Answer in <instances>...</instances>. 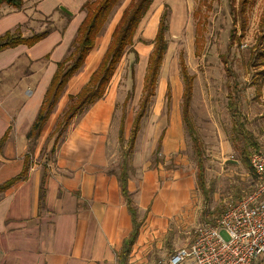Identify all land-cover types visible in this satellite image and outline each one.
Listing matches in <instances>:
<instances>
[{
	"label": "rangeland",
	"instance_id": "rangeland-1",
	"mask_svg": "<svg viewBox=\"0 0 264 264\" xmlns=\"http://www.w3.org/2000/svg\"><path fill=\"white\" fill-rule=\"evenodd\" d=\"M129 2L130 0H123L116 8L104 33L97 39L96 48L86 67L70 81L64 97L45 125L39 137V142L45 138L41 159H44L46 154L53 155L49 153L48 144L54 142L57 137V133L54 135L51 133L67 109L68 94L77 93L89 79L102 57L115 24ZM239 2L240 0L234 1L236 9ZM153 3L137 31L132 47L125 53L117 68L105 101L93 110V116H96L99 110L109 111L113 107L112 119L111 121L106 119V122L116 125L114 126L116 136L109 133L107 139L108 142H119L114 148L112 164V170L119 171L121 156L129 148L128 139L133 119L142 100V76L146 71V60L153 47L159 19L165 9L164 4L169 3L171 14L168 20L169 30L166 33L168 49L160 69L156 95L142 119L136 140L139 144L135 145L137 150L136 147L133 148L128 160L130 173L140 181L145 170L155 169L163 155L155 149L151 153L153 143L158 142L162 133L168 130L171 124L172 131L180 129L184 143L172 157L164 158V163L159 164L161 177L159 187L163 191L169 190L166 199L170 197L172 191L174 194L167 203L165 202L166 205L164 204L159 215L147 220L143 227L141 242L133 256L144 252V262L141 264H163L165 258L176 248L187 245L194 239L195 231L200 225L214 224L229 206L249 193L256 184L255 173L245 164L238 143L233 142L230 103L236 102L242 115L241 119L245 120L246 127L254 133L259 143L258 148L264 146V84L258 93L257 85L254 83V69L249 64L250 52L260 33L259 24L264 12V0H256L254 5L247 8L246 20L243 21V18L239 17L236 27L231 11L233 3L230 4V0H154ZM8 6L10 7L3 4L0 11ZM199 19L204 24V31L201 55L197 56L195 38ZM30 25L36 29L40 28L41 31L54 29V21L48 16L40 17ZM233 27L236 40L229 48ZM68 51L69 48L66 54ZM181 56L184 57L189 72L195 75L191 117L205 152V156L203 155L205 189L198 186L197 161L192 140L182 121L180 126L178 117V110L181 117L184 82L180 65ZM49 61V58L43 57L42 61L35 65L34 68L39 72L38 79L29 83L22 82L19 89H11L13 92H7L8 98L2 99L13 117L24 103H27L28 97L36 87L47 84ZM29 68L30 66L25 68L26 75ZM15 69L11 67L0 73V80L8 73H16ZM8 85L7 88H14L17 84ZM168 85L171 86L172 93L169 103ZM22 90L25 97L21 94ZM82 116L84 114L76 117L71 125L76 124ZM121 123L125 129L123 140L119 139L118 133ZM69 128L67 127L60 135L58 142L69 136ZM224 237L227 236L224 234ZM146 245L147 249L143 250Z\"/></svg>",
	"mask_w": 264,
	"mask_h": 264
},
{
	"label": "crops",
	"instance_id": "crops-1",
	"mask_svg": "<svg viewBox=\"0 0 264 264\" xmlns=\"http://www.w3.org/2000/svg\"><path fill=\"white\" fill-rule=\"evenodd\" d=\"M86 1L24 0L21 9L10 5L0 11V36L18 27L24 36H30L41 31L40 28H33L30 23L43 16H48L54 21L51 33L35 45L29 47L20 44L0 51V73L11 67L16 68V73H8L0 80V139L9 131L7 141L0 152V184L18 175L24 166L25 155L30 147L27 134L38 115L46 90L57 69V63L68 55L66 52L68 48L70 49L78 27L85 17L82 6ZM61 5L72 11L73 15L68 17V14L60 9ZM79 11L81 12L78 13ZM95 48L96 46L79 73L86 67ZM43 57L50 59L47 84L36 87L28 97L27 103H24L13 117L2 99L8 98L7 92L12 93L11 89H19L22 82L29 83L39 78V72L34 67ZM146 64L148 65V59ZM28 66L30 68L26 75L25 68ZM145 74L146 71L142 76L143 87ZM11 83L17 85L14 88H7ZM21 94L25 97L23 90ZM106 95L107 92L83 113L84 116L76 124L68 126L72 127L68 130L69 136L55 144L53 155L46 154L44 159H41L45 138L40 142L38 138L37 144L33 146L27 178L0 193V264H117V252L121 249L124 238L130 234L133 222L119 178L124 152L119 171L112 170L114 148L119 142H108L109 133L116 136L114 132L116 125H111L106 119L111 121L113 107L109 111L101 109L93 116V110L105 101ZM178 117L180 126L181 121L184 125L182 107L181 117L179 110ZM120 127L121 124L119 139ZM171 129L172 124L163 133L158 151L163 155V159L158 162L155 169L145 170L140 181L130 173L128 162V190L133 204L138 209V218H142L147 212L130 255L129 264L144 262V252H139L133 257L137 252V245L141 242L143 227L147 220L159 215L165 202L167 203L174 194L172 191L170 197L166 199L169 190L163 191L159 187L161 179L159 164L164 163V158L172 157L184 143L180 129L177 131ZM158 143L159 140L153 143L151 153L154 149L157 152ZM138 144L139 142H135L136 146ZM48 146L49 153H52L54 142ZM42 183L45 188L43 205L40 202ZM144 249H147V245Z\"/></svg>",
	"mask_w": 264,
	"mask_h": 264
},
{
	"label": "trees",
	"instance_id": "trees-1",
	"mask_svg": "<svg viewBox=\"0 0 264 264\" xmlns=\"http://www.w3.org/2000/svg\"><path fill=\"white\" fill-rule=\"evenodd\" d=\"M123 0H87L83 6L82 11L85 12V17L78 27L77 34L73 39L68 55L57 63V69L52 76L50 84L44 95V99L40 106L38 115L31 126L27 136L30 140V147L25 155L24 166L21 172L4 181L0 184V193L6 191L16 183L25 180L28 176V172L31 167L33 146L37 144L38 138L42 134V131L49 121L51 115L54 113L60 99L65 94L70 79L78 74L85 65L86 59L90 52L96 46V41L100 37L107 24L115 12L116 8L122 4ZM235 0H230L232 16L234 19V27L237 25V19L243 18L246 20L245 13L247 8L254 5L256 0H240L239 7L236 9L234 6ZM154 0H130L129 4L123 9V12L115 25L111 34V39L108 47L102 57L101 62L97 68L92 72L87 83L76 94L71 93L68 95L69 104L64 111L62 118L57 122V126L51 135L57 133V137L54 140V147L51 149L53 153L55 151V144L58 142L60 135L67 129L72 123L73 119L83 114L97 101L102 99L110 85V82L115 75L117 68L122 61L125 53L132 47L135 36L140 27V24L144 17L149 12ZM3 4H8L14 8L21 9L24 5V0H0V7ZM211 5H209L210 7ZM158 30L153 41V49L149 54L148 65L146 74L144 77V87L141 104L139 110L136 113L130 137L128 139V150L123 154V164L120 172V182L122 192L126 197L129 211L132 216L133 228L130 234L124 238L123 244L119 252H117V264H129L130 255L133 251V247L140 235L141 227L147 217V212L142 218H138V209L133 204L131 194L128 190V177H129V164L128 160L131 155V151L135 147L139 131L141 129L142 119L147 114L150 102L156 95V90L159 81L160 69L168 49V41L166 39V33L169 30V16L171 14V6L169 3L164 4ZM68 17H71L68 14ZM232 28L231 43L229 48L235 42L234 29ZM260 33L257 37L256 43L253 46L249 64L254 69V83L257 85L258 93L261 92V88L264 84V12L260 20ZM203 31L204 24L199 19L196 25V38H195V54L201 55V49L203 47ZM51 33V29H44L39 32H35L30 36H24L21 29L18 27L14 31H6L0 36V51L13 48L20 44H25L29 47L35 45L42 39L46 38ZM181 71L184 81V91L182 95V118L186 131L188 132L197 161V183L198 186L205 189V164H204V149L202 147V141L196 132V128L190 113L191 100L193 97L194 80L195 75L191 74L186 65L183 56L180 57ZM172 93L171 86L167 87V99L168 103L171 101ZM231 118H232V133L233 142H237L241 155L245 164L250 165V152L252 149L258 148L259 143L254 133L246 127L245 120H242V115L238 110L236 102L230 103ZM9 131H7L0 139V152L2 151ZM59 135V136H58ZM124 137V126L121 123L120 127V140ZM163 139V133L159 138L157 146V152L161 147ZM237 146V145H235ZM237 148V147H236ZM253 152V151H252ZM204 155V156H203ZM45 188L42 183L40 202L44 203Z\"/></svg>",
	"mask_w": 264,
	"mask_h": 264
},
{
	"label": "built area",
	"instance_id": "built-area-1",
	"mask_svg": "<svg viewBox=\"0 0 264 264\" xmlns=\"http://www.w3.org/2000/svg\"><path fill=\"white\" fill-rule=\"evenodd\" d=\"M250 165L257 177L253 189L214 224L200 225L163 264H264V146L253 151Z\"/></svg>",
	"mask_w": 264,
	"mask_h": 264
},
{
	"label": "water",
	"instance_id": "water-1",
	"mask_svg": "<svg viewBox=\"0 0 264 264\" xmlns=\"http://www.w3.org/2000/svg\"><path fill=\"white\" fill-rule=\"evenodd\" d=\"M60 9L66 12L69 15H73V12L70 11L68 8L64 7L63 5L60 6Z\"/></svg>",
	"mask_w": 264,
	"mask_h": 264
}]
</instances>
